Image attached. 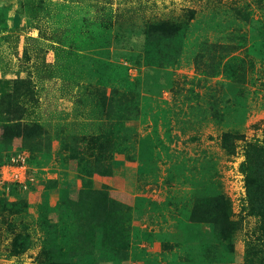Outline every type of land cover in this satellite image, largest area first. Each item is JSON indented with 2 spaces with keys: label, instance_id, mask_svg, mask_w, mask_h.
<instances>
[{
  "label": "rangeland",
  "instance_id": "1",
  "mask_svg": "<svg viewBox=\"0 0 264 264\" xmlns=\"http://www.w3.org/2000/svg\"><path fill=\"white\" fill-rule=\"evenodd\" d=\"M252 146L264 0H0V264H255Z\"/></svg>",
  "mask_w": 264,
  "mask_h": 264
},
{
  "label": "trees",
  "instance_id": "2",
  "mask_svg": "<svg viewBox=\"0 0 264 264\" xmlns=\"http://www.w3.org/2000/svg\"><path fill=\"white\" fill-rule=\"evenodd\" d=\"M243 18L245 21L249 20L248 15L244 14ZM177 27H178V23L174 22L172 23V25L169 26L166 25L167 29L161 28L159 31L163 32L164 34V35L160 34L161 37L167 38L171 34L174 35ZM161 46L162 48L168 49L174 46V44H167L166 42ZM151 50L154 51L156 50V48L152 47ZM165 55L173 57L170 53H166ZM21 87L22 84L20 82V86L17 89L18 95L20 98H24L27 100L28 93L24 91V89H22ZM14 103L17 104L14 105L15 110L13 111L7 110L9 112L6 111V114L9 117L10 114H12L13 115L12 122H18L21 128H23L24 130V134L22 135L23 138H30V139L32 138L33 140L35 125L26 124L24 123V121L22 122V119L20 118V116H23L24 112L26 111L25 105L23 103L19 104L17 99L14 100ZM18 105L20 106L18 107ZM239 167L245 175L244 182L250 203L252 205V208L254 209L253 212L262 214L261 220L258 223V229L256 231L257 234L256 245L258 248L255 250V259H256L255 264H264V214H263L264 213V148L261 146L249 147L246 150L245 159L241 161ZM218 200L219 199L215 200V202H210L211 206L206 205L205 208H203V206H200L197 209L196 217L198 218V220H201L203 216H205L206 219L202 222L212 223V224L214 223L215 226L218 227L216 230L217 231L219 230L218 232H220L223 236L226 235L228 237L233 236L237 226L235 223L229 221L227 209H224L225 207L222 204H219L220 201ZM115 207L116 206H113V208ZM100 215L101 214L97 212L95 217H98ZM25 245L26 243L23 241V239H21V242L19 243V247L23 249Z\"/></svg>",
  "mask_w": 264,
  "mask_h": 264
}]
</instances>
